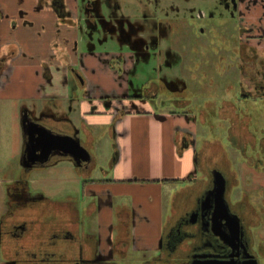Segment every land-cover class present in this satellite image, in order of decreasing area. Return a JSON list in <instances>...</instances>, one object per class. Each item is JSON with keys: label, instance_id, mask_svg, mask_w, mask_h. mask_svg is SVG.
<instances>
[{"label": "flooded vegetation", "instance_id": "af4514ba", "mask_svg": "<svg viewBox=\"0 0 264 264\" xmlns=\"http://www.w3.org/2000/svg\"><path fill=\"white\" fill-rule=\"evenodd\" d=\"M27 3H31V10L36 14L30 18L28 11L22 8L13 17L4 15L0 8V24L7 23L9 37L0 43V81L4 72L14 66L17 58H23L26 54L23 46L14 39L16 33L37 26L38 30L34 32L36 36L47 34L49 37L47 49L53 54H49V59L53 57L57 62L62 55L60 60L67 63L68 76L73 79V104L79 118L78 125L73 122V126L67 119L56 118L54 111L57 103L52 97L42 103L41 109L36 106L25 109L24 106L21 116L27 112L30 119L51 131L73 135L91 154V148L87 146L90 136L85 132L88 131L87 121L80 114V107L86 101L90 113H96L98 109L92 103L93 88L84 72L83 54H86L95 56L118 80L125 81L124 95L97 94L104 111L111 110L114 121L132 112V109H139L141 102L154 104V110L158 111L155 105L161 94L168 96L163 101L160 99L161 111L168 106L180 107L187 110L182 114L189 120L193 99L172 98L166 89L169 91L172 87L175 95L194 96L182 77L188 63L187 67L178 66L183 63L180 52H187V44H194L198 48L207 49L202 57L218 72L220 79L227 83L224 85L226 94L245 106L240 109L230 98H223L220 103L212 105L211 101H206L209 104L206 103L204 108L198 110L192 120L197 122L199 117L203 124L212 127L215 123L210 117L207 120V114L214 119H226L228 145L238 152L248 169L264 175V107L257 109L260 114L254 116V106L250 104L255 99L264 102V0H234L227 6L229 10L225 15L221 10L220 13L217 10L212 13L210 10L208 13L199 11L192 15L191 11L183 8L173 9V13H166V17L158 16L163 13L161 10L157 15L138 18L122 17L118 0H73L72 10L68 7V0H28ZM43 9L52 16L46 18L48 23L45 17L39 16ZM175 16L181 17L175 19ZM224 17L233 21L231 27L224 24ZM205 35L218 38L213 52L203 38ZM197 51L191 52L189 64L199 54ZM71 52L77 54L73 66L69 62ZM39 63L43 68L42 79L51 80L47 63L43 60ZM200 64L198 62L196 66L200 67ZM174 68H178L176 73H163V70ZM157 71L160 75L155 77L153 72ZM227 75H239L246 83H237L238 91L234 93L232 85L226 80ZM135 77L136 83L133 82ZM70 90L72 96V85ZM169 113L180 114L174 111ZM177 135L179 149L194 146L193 135L188 131H179ZM25 141L23 137V148ZM212 143L218 145L212 159L200 158L198 162L195 156L196 169L197 163H203L204 170H197L200 177L197 174L186 180L189 184L183 188H189L181 199L184 204L183 213L180 214L177 209L174 215H170L172 218L159 240L156 254L139 263L131 262L128 258L129 249L137 244L131 233L134 220L131 210L122 211L123 206L114 207L116 222L101 238L89 230L88 221L100 214L107 200L93 192L89 195L83 193L82 205L80 202L79 206L73 200V195H67V198L56 202L29 191V173L44 170L58 160L71 161L76 172L88 181L94 166L92 154L91 161L82 163L79 168L72 159L59 157L57 151L50 152L51 163L47 166H40L39 157L36 158L30 172H26L21 161V172L5 185L3 204L0 203V256L7 264H192L195 261L222 262L231 259L238 264H246L250 260L261 264L264 259V237L258 236V230L264 228L263 192L259 190L258 198L252 201L248 193L243 191L237 200L232 201L233 188L238 184L237 175L220 158L223 148L219 142ZM32 144L36 147L34 141ZM215 168L225 177V198L231 214L239 219V231L235 236L229 233L224 220L221 221L223 227L220 232L226 237L218 235L220 229L213 230L210 221L213 209L201 205L204 196L212 188L211 171ZM195 180L207 181V184L205 187L195 185ZM96 228L99 230L100 226ZM225 241L230 242L227 244Z\"/></svg>", "mask_w": 264, "mask_h": 264}, {"label": "crops", "instance_id": "0c3cea01", "mask_svg": "<svg viewBox=\"0 0 264 264\" xmlns=\"http://www.w3.org/2000/svg\"><path fill=\"white\" fill-rule=\"evenodd\" d=\"M27 1L0 0V8L4 15L12 17L16 15L17 10L21 11L22 8L28 11L30 18L36 14L32 12L31 3H27ZM68 7L71 10L73 9V0H68ZM39 16L45 17L46 23H48L46 18L52 17L44 9ZM7 26L5 22L0 24V43L9 39ZM36 30H38L37 26L27 31L19 30L14 36V39L23 46L26 54L23 58H17L14 66L9 67L1 77L0 99L19 100L22 103L27 101L36 102V108L41 109L42 103L47 98L52 97L57 103V109L54 111L56 113L55 117L67 119L73 126V79L68 76L67 63L60 60L62 55L57 62L53 60V57L49 59V54L53 55L47 49L49 37L47 34L42 37L36 36V33H34ZM4 53L6 54V51ZM69 56V62L73 66L77 54L73 55V52H71ZM41 60L47 63L48 70L51 72V80L49 81L42 79L43 68L39 63ZM83 62L85 75L90 80V86L93 88L94 98L92 103L97 105L98 109L96 113H90L89 104L86 101L80 107V114L87 121L86 129L88 131H85L86 135L90 136L87 146L91 149L94 146L96 139L94 131L98 127L104 128L102 132L108 131L109 135L113 133L115 138L119 137V146L116 147L117 159L112 164L110 172L103 171L105 175L108 172L111 173V179L88 180L92 182H88L84 188L83 193H86V195L93 192L101 199L107 200V204L102 206L100 214L88 221L89 230L104 238L106 231L116 222L115 217L111 222L103 219L104 208L112 211L114 216V207L123 206L134 213L133 226L131 227L134 240L150 241L145 239L146 234L141 235V238H144L143 240H137L136 238V222L142 220V222L150 224L151 220L145 212H139L143 206L135 199L140 200L144 195H150L159 199L160 202L162 184L170 185V183L183 182L199 173L197 171L199 169H196L195 164L198 149L192 151L193 145L179 149L177 141L179 131L185 130L193 135L192 129L196 125L193 124L191 115H188V120L183 114L157 113L144 102L139 103V109H132V112L125 113L114 121L111 110L104 111L97 96L102 93L124 95L126 93L125 81L123 79L118 80L114 73L103 62L97 60L95 56L83 54ZM71 85L72 96L70 95ZM125 104H128V102L125 101ZM112 125H114L113 128ZM227 159V166L229 167L230 160L228 157ZM150 181L159 183H154V185L146 183ZM133 182H138V185H133L135 184ZM160 183L162 184L160 185ZM134 188L139 191H133ZM172 192L173 194L176 193L174 190ZM172 192H170L171 195ZM83 193L81 191V196H83ZM1 207L0 210L2 211ZM168 211L171 214V209H167L162 217L160 207V213L157 215L158 221L155 224V241L163 236L169 225L167 223ZM97 225L100 226L99 230L96 228ZM161 226L162 230H160ZM156 251V248H152L147 242H143L139 246L135 244L133 248L129 249L128 258L129 261L132 260L131 262L139 263L152 258ZM2 264H7L5 259H3Z\"/></svg>", "mask_w": 264, "mask_h": 264}, {"label": "rangeland", "instance_id": "374dc122", "mask_svg": "<svg viewBox=\"0 0 264 264\" xmlns=\"http://www.w3.org/2000/svg\"><path fill=\"white\" fill-rule=\"evenodd\" d=\"M70 1V0H69ZM119 1V14L122 17H130V18H138L143 17V15L150 16L157 15L161 10L163 13L158 16L166 17L167 14L171 15L173 13V9H188L192 12V15H195L196 12L205 11L208 13L210 10L212 13L217 10L220 13H227V6L231 5L234 0H211V1H202V0H118ZM71 3V2H70ZM214 8V11H213ZM167 13V14H166ZM260 15V14H258ZM257 15V16H258ZM227 16V15H226ZM255 16V15H253ZM175 16V19L180 18ZM259 22H260V18ZM224 24L226 23L227 27H231L233 21L230 18L224 17ZM205 41H207L210 50L213 52L214 46L218 43V38H215V35H210L209 37H203ZM198 44V43H197ZM194 49V50H193ZM187 52H180L183 57V63L178 65L181 68L187 67L185 69V73H183L182 77L185 79L186 85L188 89L194 94V96L189 95H175L174 89H171L166 92L170 97H174L176 99H193V103L191 105V118L198 114V110L204 108L206 103L210 105L212 103L218 104L220 100L223 98H230L236 105L240 107V109L244 108V104L237 100H234L233 96L227 95L225 90V84H227L223 79H220V75L218 72H215L213 67L210 66L205 57H202L207 49L198 48V45L187 44ZM198 50V51H197ZM197 51L199 54L192 58V63H190L191 52ZM211 52V53H212ZM200 62V67L196 66V63ZM173 63V62H172ZM195 64V66H191ZM175 69V70H174ZM172 70L167 69L163 70V73H172L177 72L178 68H174ZM172 71V72H171ZM154 76H159V71L153 72ZM207 75V76H206ZM137 77L133 79V82L136 83ZM219 79V80H218ZM211 80V83H210ZM226 80L232 85V91L237 93L238 84L237 83H246L245 80L236 75V77H230L227 75ZM134 84V83H133ZM200 89V90H199ZM198 90V92H197ZM196 92L197 94H195ZM213 96V97H211ZM168 96L161 94L157 100L155 107L157 110H154V104L146 103L148 107H150L153 111L157 113H169L170 111H174L175 113H185L187 110H183V108H173L172 106L166 107V109L161 111L162 106L160 105V99L163 101L167 99ZM211 97V98H209ZM195 98V99H194ZM36 102H20L19 100L13 99H0V203L3 199L4 187L7 183L13 181L21 172V156L23 153V135L20 124V118L22 114V109L25 106L26 108L32 109ZM251 106L254 107V116H258L260 111L257 109H263L264 102L260 101V99H255L250 101ZM203 113V112H202ZM73 122L78 125V111L73 104ZM212 120L215 124L210 127V124H203L199 117L196 121H193L194 129H192L193 138H194V149H199L203 143L212 144L213 141L219 142L222 146L225 155L230 160V167L236 173L238 184L234 186L233 192L231 195V200H237L243 191L247 192L250 196V199L254 201L258 198V191L261 190L264 195V175L257 174L253 170L248 169L241 160L240 155L235 149H232L227 142V126L228 123L226 119L212 117V115L208 116L207 120ZM103 127H98L95 129L94 136L95 144L92 147L91 154L94 158V166L90 172V176L87 180L99 181L105 178L111 179V173H109L111 168V163L114 161V157L116 154V147L119 146V137L114 138L112 134H108V131H104ZM218 145H211V149L214 151L217 150ZM245 170V171H244ZM103 171H109L108 174H104ZM197 175V174H196ZM196 175H194L196 177ZM197 176L200 177L198 174ZM86 179L81 177L75 170L73 164L69 160H58L55 163L47 166L44 170H33L29 173L28 176V187L29 191L33 194H41L45 198L51 199L52 201H60L67 195H73V200L78 202L80 206L81 198V187L83 182ZM135 183V182H133ZM148 184L159 183V182H146ZM88 184V182H86ZM162 183H160L161 185ZM188 181L178 182V183H170V185H161V199L156 197H151L150 195H144L142 199H135V201H139V204L143 206L142 210L139 212H145L147 216L150 218L151 223L146 224L142 222V220H138L135 226V233L137 240L144 239L141 238V235L146 234V240L150 241H137L138 246L147 242L148 245H151L153 248H157L159 243L156 240V231L155 224L158 221L157 215L160 213L161 207V216L165 215L167 209H171V201L173 198V192L179 191L185 185H188ZM133 185H138L136 182ZM139 191L136 188L133 191ZM150 190V189H149ZM147 190V191H149ZM177 190V191H176ZM146 192V191H145ZM172 192V195L171 193ZM128 198V197H127ZM77 205V206H78ZM82 205V202H81ZM107 208H104L103 219L105 221H113V212L108 211ZM170 216L169 211L167 213V217ZM162 225V224H161ZM162 230V226L161 229ZM147 231V232H145ZM255 231V230H254ZM258 236L264 237V228L258 230ZM127 262V261H126ZM3 263V259L0 256V264ZM128 263V262H127ZM261 264H264V259L261 260ZM129 264V263H128Z\"/></svg>", "mask_w": 264, "mask_h": 264}, {"label": "water", "instance_id": "95a60500", "mask_svg": "<svg viewBox=\"0 0 264 264\" xmlns=\"http://www.w3.org/2000/svg\"><path fill=\"white\" fill-rule=\"evenodd\" d=\"M23 137L26 140L22 153V166L26 172H30L35 166L36 158L39 157L38 162L40 166H47L51 163L49 160L50 152L57 151L58 156L62 158H70L73 160L75 166L79 168L82 163L91 161V154L86 149L80 140L73 135L53 132L38 122H34L28 117V113L24 112L20 120ZM35 142V145L32 142ZM42 147V148H40ZM40 148V149H38ZM45 148V149H44ZM42 150L41 153L39 151ZM117 156L114 157V162ZM212 188L209 190L201 201V205L212 208L213 212L210 213V221L213 230H218V235L222 236L220 231L221 221H225V227L229 233L234 236L239 231V219L237 216L231 214L228 202L225 198L226 193V180L223 174L214 169L211 171ZM225 232V231H224ZM226 235H229L225 232ZM226 237V236H222ZM229 244L230 241H225ZM192 264H238L234 259L227 261H195ZM246 264H257L256 260H250Z\"/></svg>", "mask_w": 264, "mask_h": 264}, {"label": "trees", "instance_id": "16d2710c", "mask_svg": "<svg viewBox=\"0 0 264 264\" xmlns=\"http://www.w3.org/2000/svg\"><path fill=\"white\" fill-rule=\"evenodd\" d=\"M254 138L257 139V135L254 134L253 135ZM230 138L231 136L229 135L228 137V140L230 141ZM211 145L215 146L216 144H211V143H207L205 145H202L198 150H197V153H196V159L200 160V158H205L207 159L208 158H211L212 159V154L217 152V150H213L211 149ZM224 150H221V156L220 158H222V160L225 161V163H228V159H227V156L225 155V153L223 152ZM224 153V154H223ZM113 163V162H112ZM112 163L110 166H112ZM198 165V169L202 172L204 170V165L203 163H197ZM86 182H92V181H85L83 182V185H82V188H81V191L82 193L84 192V188H85V185H86ZM195 185H201L202 187H205V185L207 184V181H201V180H195L194 181ZM189 187H186V188H182L181 190H179L178 192H176L172 198V202H171V214L170 215H174L176 210H180V214H182L183 212H181L183 210V206L184 204L182 203L181 199H182V196L183 194L187 191ZM70 196V195H68ZM77 201H75L76 203ZM122 211H130L129 209H127L126 207H122ZM172 218V216H169L168 218V221L167 223H169V220ZM129 222V221H128Z\"/></svg>", "mask_w": 264, "mask_h": 264}]
</instances>
